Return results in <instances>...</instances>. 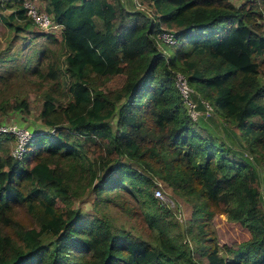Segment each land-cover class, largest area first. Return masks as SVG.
<instances>
[{"label": "trees", "instance_id": "obj_1", "mask_svg": "<svg viewBox=\"0 0 264 264\" xmlns=\"http://www.w3.org/2000/svg\"><path fill=\"white\" fill-rule=\"evenodd\" d=\"M41 1L63 54L38 79L0 77L16 96L4 111L28 110L24 87L41 98L22 158L0 134V264H264V0H148L154 14L124 0ZM23 2L5 0L0 21L37 28ZM176 70L214 113L191 119ZM215 114L245 143L217 139ZM155 177L189 203L185 231L155 198ZM88 190L147 237L74 206ZM215 214L248 236L220 250Z\"/></svg>", "mask_w": 264, "mask_h": 264}, {"label": "rangeland", "instance_id": "obj_2", "mask_svg": "<svg viewBox=\"0 0 264 264\" xmlns=\"http://www.w3.org/2000/svg\"><path fill=\"white\" fill-rule=\"evenodd\" d=\"M39 9L43 10L44 3L40 0H33ZM127 6L139 7L150 14H154V8L148 0H124ZM241 0L240 2H243ZM5 0H0V14H8L10 8L3 7ZM63 54V47L61 43L60 26L53 25L48 29L36 28L31 24L28 28L20 31H16L14 26L6 25L0 21V77H11L22 79L23 76L28 78L38 77L35 74V68L41 69L45 66L46 62L55 60L58 61ZM3 56V57H2ZM0 81V88H1ZM38 92V89H36ZM34 89L24 87L18 97L28 95V110H8L4 111L6 106L4 101L13 99L12 89L0 92V122L9 125H26L29 128L38 127L41 122L38 118V110L41 104V98ZM60 94H58L57 102L60 103ZM196 96H199L196 94ZM202 99V98H201ZM200 99V100H201ZM214 113V110H213ZM200 116V115H199ZM198 116V117H199ZM218 120L209 121L207 129L217 137V139H225L232 142L234 145L239 146L240 143H245V139L241 136L236 138L229 133V129H224L222 125L228 123L222 120V117L217 116ZM115 116L111 119L114 124ZM197 120V119H196ZM195 121V120H194ZM227 130V131H226ZM239 134V133H238ZM12 140L10 141V144ZM12 145V144H11ZM156 185L154 186L153 193L162 204L167 205L172 209L173 218L177 222L173 225L176 233L179 231H185L189 226L191 217V207L189 203L171 187L166 185L158 177L154 178ZM159 188L161 196L155 195V189ZM96 193L93 190H88L82 196L74 201V206H79L81 209L86 210L97 215L106 216L116 225H122L126 228H130L136 233H142L144 237H147V232L144 231L136 221L130 218L124 211L118 210L114 206L107 203H100ZM213 231L220 244V250L222 244L232 243L233 241L243 240L248 236V231L245 227L241 226L238 222L229 220L225 214H215L210 220ZM174 223V222H173ZM155 232V231H154ZM184 240L192 246L193 242L190 239V234L184 232ZM155 236V237H154ZM153 241L156 240V234L154 233ZM220 252V251H219Z\"/></svg>", "mask_w": 264, "mask_h": 264}, {"label": "built area", "instance_id": "obj_3", "mask_svg": "<svg viewBox=\"0 0 264 264\" xmlns=\"http://www.w3.org/2000/svg\"><path fill=\"white\" fill-rule=\"evenodd\" d=\"M232 3L240 4L241 0H228ZM23 5L25 7L26 14L33 20L35 25L40 29H48L55 25L52 22V17L46 11L39 9L33 0H24ZM264 25V17L262 18ZM158 38L165 43H174L175 39L172 32H161ZM174 82L176 88L181 96L182 102L191 117L192 120H196L200 114L208 115L212 113L213 108L207 101L201 99L203 109H199L196 100V91L193 86L189 83L186 76L179 70L174 72ZM11 133L13 135V143L10 150L11 156L20 159L27 150V145L30 139L35 135L34 129L29 128L26 125H9L0 122V134ZM158 183V182H156ZM155 195L160 197L161 192L159 188L155 189Z\"/></svg>", "mask_w": 264, "mask_h": 264}]
</instances>
